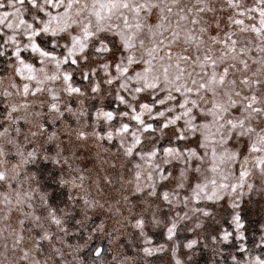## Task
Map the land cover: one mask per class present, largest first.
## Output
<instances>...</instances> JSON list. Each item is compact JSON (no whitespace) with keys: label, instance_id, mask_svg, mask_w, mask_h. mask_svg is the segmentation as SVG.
Here are the masks:
<instances>
[{"label":"snow or ice","instance_id":"1","mask_svg":"<svg viewBox=\"0 0 264 264\" xmlns=\"http://www.w3.org/2000/svg\"><path fill=\"white\" fill-rule=\"evenodd\" d=\"M0 264H264V0H0Z\"/></svg>","mask_w":264,"mask_h":264},{"label":"rangeland","instance_id":"2","mask_svg":"<svg viewBox=\"0 0 264 264\" xmlns=\"http://www.w3.org/2000/svg\"><path fill=\"white\" fill-rule=\"evenodd\" d=\"M155 239H156V243L162 242V238H160V237H156Z\"/></svg>","mask_w":264,"mask_h":264}]
</instances>
